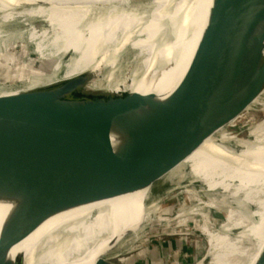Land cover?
<instances>
[{"label":"water","instance_id":"obj_1","mask_svg":"<svg viewBox=\"0 0 264 264\" xmlns=\"http://www.w3.org/2000/svg\"><path fill=\"white\" fill-rule=\"evenodd\" d=\"M255 1L212 0L177 85L165 96L128 89L89 114V129L79 121L86 102L66 108L70 97L65 101L44 87L0 89V100H34L20 108L0 103V205L8 208L0 223V264H29L14 247L56 214L152 190L208 138L264 99ZM184 61L182 56L177 70ZM171 64L160 57L144 72L145 81ZM85 78L79 76L76 88ZM110 251L94 264H118L119 255L108 257ZM255 264H264V250Z\"/></svg>","mask_w":264,"mask_h":264},{"label":"bare ground","instance_id":"obj_2","mask_svg":"<svg viewBox=\"0 0 264 264\" xmlns=\"http://www.w3.org/2000/svg\"><path fill=\"white\" fill-rule=\"evenodd\" d=\"M211 3L212 0H0V21L8 23L44 18L58 26L54 33L39 34L40 40L43 42L54 36L67 38L64 51L73 50L77 57L62 79L45 86L40 85L47 83H36L25 89L44 87L65 101L70 97L66 108L86 102L87 107L80 114L79 121L84 129H89L92 122L89 114L99 111L129 87L133 89L131 91L165 96L177 85L188 65L190 53L195 50L193 39L200 36L206 25L205 17ZM255 11L258 15V43L264 47V38L261 37L264 32V0L255 1ZM36 35L33 33L31 38ZM176 46H179L175 49L179 54L175 57L172 55L175 50H172ZM129 52L133 60L124 67L125 55ZM182 56H185L184 64L181 70H177ZM160 57L165 64L171 61V66L145 81L144 72H149ZM102 69H107L104 74H101ZM82 74H86V78L76 88V81ZM148 82L165 86L156 92L148 88ZM26 101L34 100L5 99L0 103L20 108L22 104L19 103ZM257 106L253 116H264V99L255 100L249 110ZM243 114L208 138L169 175L187 165L194 176L206 183L209 191L221 189L227 193L220 200L237 198L244 193L245 204L258 207L256 214L259 219L241 233L242 236L256 238L257 243L249 252L239 251L244 259L238 263L255 264L264 250V121L248 134L254 140H243V149L238 150L229 144L234 137L225 131L234 126ZM150 192L145 189L88 201L64 211L78 213L70 226L57 235L53 234L51 226L42 232L44 235L32 233L14 247V254L25 253L29 264H94L98 257L111 250L116 240L127 235L132 237L131 234L138 233L150 220L152 211L146 204ZM7 210L6 206L0 205V223L4 218L2 212ZM61 214L63 212L52 217ZM234 215L233 211L229 212L223 225L225 230L231 228ZM243 222L236 225L242 226ZM211 242L213 248L209 253L213 254L215 264H227V253L222 249L238 250L234 243L227 242L224 235H211ZM102 249H105L103 253Z\"/></svg>","mask_w":264,"mask_h":264},{"label":"rangeland","instance_id":"obj_3","mask_svg":"<svg viewBox=\"0 0 264 264\" xmlns=\"http://www.w3.org/2000/svg\"><path fill=\"white\" fill-rule=\"evenodd\" d=\"M58 29L44 18L8 23L0 21L1 90L25 89L36 83H47L40 85L45 86L67 74L77 57L73 50L64 51L67 38L54 36L42 42L39 36ZM33 33L37 35L31 38ZM40 56L43 58L39 59ZM125 59L124 67H128L133 60L132 53H126ZM49 77L53 81L50 82ZM147 86L158 92L165 84L148 82ZM257 108L246 111L234 126L226 129L225 132L234 137L229 142L233 148L241 150L243 140H254L248 134L264 121V116H253ZM226 194L221 189L209 191L206 183L194 176L189 166L179 168L153 186L146 202L152 211L150 220L142 225L137 235L123 238L107 256L119 255L115 258L118 264H215L213 254L209 253L213 248L211 235H224L227 242L234 243L238 248L222 249L227 253L226 263L238 264L244 259L239 251L249 252L257 243L256 238L242 236L241 233L259 219L256 214L258 207L246 205L244 193L237 198L220 200ZM231 211L235 214L234 220L231 228L225 230L226 226L223 225ZM7 212H2V216L5 217ZM77 217V212H63L46 220L33 233L43 234L51 226L54 235L60 234ZM240 221H244L242 226H237ZM104 251L102 249L101 253Z\"/></svg>","mask_w":264,"mask_h":264}]
</instances>
